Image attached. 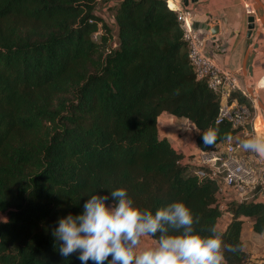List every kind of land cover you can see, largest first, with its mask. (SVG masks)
Segmentation results:
<instances>
[{
	"label": "trees",
	"instance_id": "obj_1",
	"mask_svg": "<svg viewBox=\"0 0 264 264\" xmlns=\"http://www.w3.org/2000/svg\"><path fill=\"white\" fill-rule=\"evenodd\" d=\"M99 5L112 12L114 42ZM236 96L253 116L251 96ZM218 109L166 0H0V264H82L79 252L60 255L53 229L118 188L153 214L184 202L195 232L215 228L237 248L224 264H247L243 224L264 235V202L230 201L222 229L215 179L182 163L159 127L164 112L184 117L198 128L188 144L211 150L239 132L216 122ZM210 128L218 138L206 146Z\"/></svg>",
	"mask_w": 264,
	"mask_h": 264
},
{
	"label": "clouds",
	"instance_id": "obj_2",
	"mask_svg": "<svg viewBox=\"0 0 264 264\" xmlns=\"http://www.w3.org/2000/svg\"><path fill=\"white\" fill-rule=\"evenodd\" d=\"M217 138L216 129L202 134L206 146L214 145ZM240 146L264 157V133L242 140ZM110 198L111 205L106 203ZM198 222L199 217H194L182 201L153 214L135 207L126 190L118 188L109 195H91L81 214L59 218L52 235L61 242L62 257L79 252L82 264L89 260L94 264H224V251L235 252L237 248L225 247L215 228L209 236L195 232L193 226ZM157 234V246L140 248L143 237Z\"/></svg>",
	"mask_w": 264,
	"mask_h": 264
},
{
	"label": "built area",
	"instance_id": "obj_3",
	"mask_svg": "<svg viewBox=\"0 0 264 264\" xmlns=\"http://www.w3.org/2000/svg\"><path fill=\"white\" fill-rule=\"evenodd\" d=\"M169 7L177 14L186 42L188 57L194 66L196 76L204 78L208 86L217 94L219 109L216 122H229L238 130H245L252 120V112L248 105L240 102L237 93L246 90L237 73L224 68L208 51L209 36H205L194 25L195 11L184 5L183 0H166ZM99 37V34L97 35ZM213 48L221 49L219 43ZM189 149L180 148L183 153L181 162L189 164L192 171L200 178L215 179L218 184L217 205L223 216L231 218L228 211L230 201L264 202V159L257 153L245 151L240 142L246 139H228L223 147L211 150L192 148L188 142L197 134L198 128L189 120L184 124L182 131ZM248 133L246 132L245 135ZM194 139V138H193ZM227 224V223H226ZM225 224V227H226ZM251 264H264V255L254 257Z\"/></svg>",
	"mask_w": 264,
	"mask_h": 264
},
{
	"label": "crops",
	"instance_id": "obj_4",
	"mask_svg": "<svg viewBox=\"0 0 264 264\" xmlns=\"http://www.w3.org/2000/svg\"><path fill=\"white\" fill-rule=\"evenodd\" d=\"M261 1L264 4V0ZM186 6L195 11L194 25L203 35L209 36L211 39L208 46L209 53L215 56L224 68L237 73L244 88L246 87V76L253 85V97L251 98L255 112L244 133L250 131L251 134L248 138L258 133H264V21L260 20V11L255 0H189ZM250 16L254 17L255 24L251 36L248 35ZM258 29L259 35L250 59L252 69V74H250L246 67L247 55ZM214 43H219L221 49H214L212 46ZM245 89L247 90V88ZM186 122V118L175 117L167 112L160 115V132L164 136H168L177 149H189L181 132ZM224 143L218 144L217 147H223ZM192 147L196 148L195 145ZM262 158L264 159V157ZM246 224L247 222L243 224L242 229L244 243L247 234ZM247 230L256 234L253 231L252 222ZM253 233L248 234L250 236ZM258 236L262 238V242L247 250L249 254L247 264H251L254 257L264 255V235Z\"/></svg>",
	"mask_w": 264,
	"mask_h": 264
},
{
	"label": "rangeland",
	"instance_id": "obj_5",
	"mask_svg": "<svg viewBox=\"0 0 264 264\" xmlns=\"http://www.w3.org/2000/svg\"><path fill=\"white\" fill-rule=\"evenodd\" d=\"M97 14L102 17L103 21L106 22V24L111 29L112 37L110 39V42H114L113 36L115 35V33L117 31V26H116V23L114 21L112 12H110L108 10V8L103 7L102 5H99L97 7ZM98 34H100V32ZM250 85H251V83H250ZM246 93H248L247 90H246ZM250 96L253 97L252 95H250ZM238 131L239 132L237 133V138L236 139H240L242 136H246V138H248L250 136V134H251L250 131H249V133L247 135H245V133H244L245 130H242V131L238 130ZM108 204L111 205V203H108ZM228 221H229V218H227L226 216H222L220 218V220H219V226L222 229L225 228V224L228 223ZM250 221L251 220H247L246 221L247 224H246V227H245L246 232H247V234L245 235V248H246V250H248L251 247L252 248L255 247V245H259L262 242V238L261 237H259L257 234H254L253 232H250V231L247 230V228L251 225L252 221L251 222ZM248 233H253V235L249 236ZM157 243L158 242L155 239H153L151 236H145V237H143L141 239L140 248L143 249L145 247H155V246H157Z\"/></svg>",
	"mask_w": 264,
	"mask_h": 264
},
{
	"label": "water",
	"instance_id": "obj_6",
	"mask_svg": "<svg viewBox=\"0 0 264 264\" xmlns=\"http://www.w3.org/2000/svg\"><path fill=\"white\" fill-rule=\"evenodd\" d=\"M183 1H184L185 5H188L189 0H183ZM255 2H256V5L260 11V20H261V22H263L264 21V4L261 0H255ZM254 28H255L254 17L250 16L249 17V32H248L249 36H251V34L253 33ZM259 29L256 31V34H255L254 39H253V41L249 47V52L247 55L246 67L249 70L250 74H252V69H251V64H250L251 54H252V50L256 44L257 37L259 35ZM249 82H250V80H249L248 76H246L245 77L246 88H247L249 94L253 96V87H252V85H250Z\"/></svg>",
	"mask_w": 264,
	"mask_h": 264
}]
</instances>
